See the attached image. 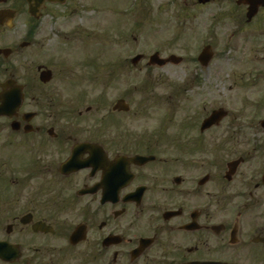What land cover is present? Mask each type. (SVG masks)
<instances>
[{
    "label": "flooded vegetation",
    "instance_id": "flooded-vegetation-1",
    "mask_svg": "<svg viewBox=\"0 0 264 264\" xmlns=\"http://www.w3.org/2000/svg\"><path fill=\"white\" fill-rule=\"evenodd\" d=\"M111 2L0 0V264H264V6L228 84Z\"/></svg>",
    "mask_w": 264,
    "mask_h": 264
},
{
    "label": "rangeland",
    "instance_id": "rangeland-1",
    "mask_svg": "<svg viewBox=\"0 0 264 264\" xmlns=\"http://www.w3.org/2000/svg\"><path fill=\"white\" fill-rule=\"evenodd\" d=\"M115 1L112 0L113 3ZM138 1L140 3L145 1V5L140 10L137 6L136 11L139 13L134 14L132 12V14L138 20L146 18L144 20L145 25L138 31L139 34L144 35L145 40L151 41L161 37L158 39H161L165 46L173 47L172 51H178V54L190 57L195 54L194 52L201 45V41L212 39L219 54L212 64L213 74H220L225 81H228V84L234 82L236 77L234 75L236 72V74H239L242 66L239 62V54L236 51L237 40L229 43L226 39L229 34L235 31V17L230 14V10L232 12L233 8L231 0H212L208 5L199 6H197V0H195L196 5L192 4L191 1L186 4L183 0ZM142 10L147 11L148 15L144 16ZM221 12L222 15H220ZM225 12L229 14L226 15ZM192 38L193 43L190 42ZM250 45L247 47L248 49H252ZM262 48L264 47L259 46L257 49ZM257 49L255 51L252 49L249 55L255 56ZM176 70L179 76L180 74L183 76L186 71H189V66L181 64ZM228 75H231L229 80H227ZM135 78L136 82L142 80V75L136 74Z\"/></svg>",
    "mask_w": 264,
    "mask_h": 264
},
{
    "label": "water",
    "instance_id": "water-1",
    "mask_svg": "<svg viewBox=\"0 0 264 264\" xmlns=\"http://www.w3.org/2000/svg\"><path fill=\"white\" fill-rule=\"evenodd\" d=\"M203 3L208 2L209 0H200ZM245 2L249 4V7L251 8V11L249 13V17L251 18L252 16H254V14L258 11V9L260 8V6H264V0H240V3ZM203 57L204 60H210L212 58L211 53H209V50H205L203 51Z\"/></svg>",
    "mask_w": 264,
    "mask_h": 264
}]
</instances>
